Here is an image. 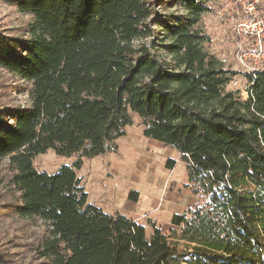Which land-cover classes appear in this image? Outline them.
<instances>
[{
  "label": "trees",
  "instance_id": "1",
  "mask_svg": "<svg viewBox=\"0 0 264 264\" xmlns=\"http://www.w3.org/2000/svg\"><path fill=\"white\" fill-rule=\"evenodd\" d=\"M3 1L31 17L27 38L0 31V68L31 84L26 106L0 104V160L13 173L10 212L45 227L36 254L47 264H264V65L245 73L247 99L227 91L236 72L204 51L198 29L208 0ZM133 114L144 137L180 154L205 200L172 217L170 236L89 203L77 175L84 158L118 152ZM49 150L76 160L41 171L34 158ZM0 264H11L1 251Z\"/></svg>",
  "mask_w": 264,
  "mask_h": 264
},
{
  "label": "rangeland",
  "instance_id": "2",
  "mask_svg": "<svg viewBox=\"0 0 264 264\" xmlns=\"http://www.w3.org/2000/svg\"><path fill=\"white\" fill-rule=\"evenodd\" d=\"M208 3L213 11L204 15L198 25L207 38L202 47L220 61L222 68L236 72L227 91L239 90L243 99H247L245 73L264 65V0H208ZM251 4L253 9L249 11ZM159 12L170 14L174 9ZM30 22V16L0 0V31L4 35L27 38ZM156 53L162 60L170 59L163 49H157ZM30 87L29 82L0 68L3 106H26ZM132 117L133 126L117 141L118 152L84 158L77 175L88 193L89 203L108 214L121 213L134 219L145 227L149 237L154 231L152 223L170 236L172 230H179L171 224L172 217L205 200L193 195L187 166L180 154L144 137L141 119L135 114ZM169 159L176 161L172 170L167 166ZM75 160L76 157H61L49 150L36 156L34 165L41 171L54 173ZM12 175L9 159L0 160V251L7 254L11 264H47L35 251L45 234L43 224L22 220L8 208L17 197L11 185ZM131 192L138 194L137 202L129 199Z\"/></svg>",
  "mask_w": 264,
  "mask_h": 264
},
{
  "label": "built area",
  "instance_id": "3",
  "mask_svg": "<svg viewBox=\"0 0 264 264\" xmlns=\"http://www.w3.org/2000/svg\"><path fill=\"white\" fill-rule=\"evenodd\" d=\"M253 4H251V6L249 7V11H252V9H253V6H252Z\"/></svg>",
  "mask_w": 264,
  "mask_h": 264
}]
</instances>
